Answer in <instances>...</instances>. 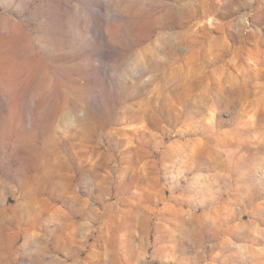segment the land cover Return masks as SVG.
Listing matches in <instances>:
<instances>
[{
  "label": "rangeland",
  "instance_id": "obj_1",
  "mask_svg": "<svg viewBox=\"0 0 264 264\" xmlns=\"http://www.w3.org/2000/svg\"><path fill=\"white\" fill-rule=\"evenodd\" d=\"M260 253L264 0H0V264Z\"/></svg>",
  "mask_w": 264,
  "mask_h": 264
},
{
  "label": "clouds",
  "instance_id": "obj_2",
  "mask_svg": "<svg viewBox=\"0 0 264 264\" xmlns=\"http://www.w3.org/2000/svg\"><path fill=\"white\" fill-rule=\"evenodd\" d=\"M77 132H78V129L75 130V131H73L72 133H70V135H76ZM156 175L158 176V179H159V181H160V177H159L158 173H156ZM161 185H162V184H161ZM176 187H179V185L177 184V185L174 186V188H176ZM174 188L168 189V191L174 193ZM134 194H135L136 196H138V197H140L141 195H144L143 192H136V193H134ZM177 197H182L183 200H185V201H190V200L192 199V197H189V196L185 195V194L182 193V192H181V193H174V195H172L170 198H171V199H174V198H177ZM85 199H86V198H85ZM85 199H84V200H85ZM86 200H87V199H86ZM138 201H139V200H137V201H135V202H132V203L137 204ZM102 214H103L102 211L99 210V209H97V212H96L95 216H93V219H95L96 216H100V215H102ZM128 216H131V217H132L133 219H135V220H140L141 218H143V222H144L145 226L147 225L148 220L151 218V217L147 216L146 214H144V213L140 210V211H138V212H136V213H132V212H127L126 214L124 213L119 219H120V221L123 222V221L126 219V217H128ZM157 222L160 223L161 225L164 224V222H163L162 220H158ZM138 226H139V225H138ZM227 227H228V226H224V227L222 228V232L225 231L224 229L227 228ZM260 254H261V255H264V253H260Z\"/></svg>",
  "mask_w": 264,
  "mask_h": 264
}]
</instances>
